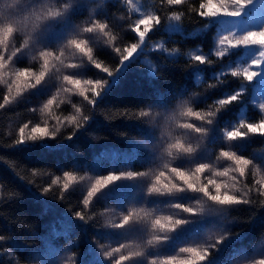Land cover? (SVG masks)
Returning <instances> with one entry per match:
<instances>
[{
  "label": "trees",
  "instance_id": "obj_1",
  "mask_svg": "<svg viewBox=\"0 0 264 264\" xmlns=\"http://www.w3.org/2000/svg\"><path fill=\"white\" fill-rule=\"evenodd\" d=\"M143 1L151 4L155 15L161 18V25L148 34L144 53L134 56V61L119 78L118 84L105 97L98 98L95 107L86 100L79 102L80 115H90V120L83 128L75 130L72 140L66 139L74 131L73 126L67 123L59 126L60 131L55 139L19 145L15 143L20 135L19 129L25 124H28L26 134L36 124L44 127L46 123L49 131H53L58 127L52 123L57 121V115L68 116L73 111L70 104L57 102L50 105V110H43L46 95L51 90L44 87H56L57 81L48 86L41 85L35 90L22 89V94L15 99L14 90L9 97L11 102L0 108V236L4 237L0 241V264H81L84 260L88 264H115L119 255L147 249L146 239L153 235H168L171 238L166 244L158 246L163 253L178 254L181 258H186L189 254L179 253L180 247L202 249L206 242L212 243L222 234L233 241L226 246L218 245V250L210 253V258L215 257L212 264H217V261L237 264L243 251L256 255L257 250L252 248L264 243V195L258 191L262 186L257 184L260 179L252 167L264 169V136L249 134L242 141H227L223 137L226 131L232 130L234 126L238 127L241 120L245 123H258L260 119H264L253 99V85L243 77L231 75V71L237 68L240 53L215 56L218 25L209 24L204 28L207 21L192 11L193 8H198L202 0H185L181 5H168L166 0ZM64 2L67 0H52L44 5L45 8L55 9ZM173 13L182 17V33H169L166 30L169 23L167 17ZM94 20L107 23L109 28L106 31L115 40L107 43L108 37L98 34L90 40L88 46L93 48V57L97 62L114 70L119 60L114 48L119 46L123 49L138 42L137 35L132 31L137 19L124 0H94L92 7L83 9L81 14H71V27L62 23L56 26L53 23L48 31H67L68 38L85 39L88 34L78 32L83 26L91 25ZM25 38L26 34L20 33L13 38L12 43L20 46ZM161 43L169 52L176 50L174 54L178 58L170 59L167 53L155 47ZM57 47L59 45L52 43L38 44L27 49V55L17 62V66L30 67L37 73L42 70L39 51L52 52ZM11 50L10 48L9 51ZM193 53H203L209 57L211 64L199 65L189 58ZM145 61H150L151 65ZM152 65L155 66V75L152 73ZM196 67L201 69L199 79L193 71ZM82 71L91 78L106 76L91 64ZM236 91H241L242 102H234L226 109L214 103ZM5 95H8L7 87L0 84V104ZM91 95L90 93V98ZM158 99L167 100L168 108L187 100L194 105L195 110L205 113L220 108L218 116L213 118L214 126H209L213 131L208 137L191 133L193 141L190 143L197 150V160L213 165L212 171L201 175L200 182L223 178L217 177L215 171L234 167L232 161L220 157L221 151H235L237 155L253 161L251 167L245 168V175L238 176L240 191L235 192L237 196L244 198V192L248 191L246 198L251 202L232 206L226 212H218L214 219H209L212 222L198 236H194L186 227L187 231L180 232L179 235L175 232L150 230L149 221L140 211L141 206H146L157 213V218L162 223H166L163 218L167 216L174 219L189 216L169 206L171 202H181L194 209L197 214L192 216V220L200 222V208L208 207L207 198L201 194L188 193L177 197L178 200L175 201L170 197L147 194L151 180L163 170L158 154L167 147L169 136L174 137L181 131L188 132L175 123L168 127L160 118L154 120L150 116H139L140 111H146ZM157 110L164 111L158 107ZM191 123L197 126L201 124L195 118L191 119ZM146 129L152 130L156 144L149 143L148 153L133 152V140L144 139ZM42 143L51 147H42ZM165 162L170 166L179 163L170 158H166ZM66 171L72 172L75 180L64 190L63 184L68 182L63 175ZM128 171H144L148 173V177L132 181L130 179L129 182L128 179L123 180L119 185H116L118 181H114L107 187H102L91 198L90 203L84 205L87 192L97 179L113 172L120 175ZM57 178L59 182L52 183ZM161 182L167 183V180L162 178ZM49 187L50 191H43ZM113 189L117 191L112 192ZM209 191L213 192L211 186ZM76 212L83 213L85 220H79L75 216ZM129 214H133V220L134 217L141 219L122 229L113 227ZM206 218L208 217H204ZM67 225H71L70 229L66 228ZM177 227L179 231V226ZM120 244L126 245L120 253H115L110 259L103 255ZM93 248L95 251H90ZM151 258L154 257L150 255L149 259ZM123 264H148V261L134 257L123 261ZM198 264L206 262L198 261Z\"/></svg>",
  "mask_w": 264,
  "mask_h": 264
},
{
  "label": "snow or ice",
  "instance_id": "obj_2",
  "mask_svg": "<svg viewBox=\"0 0 264 264\" xmlns=\"http://www.w3.org/2000/svg\"><path fill=\"white\" fill-rule=\"evenodd\" d=\"M94 0H67V2L61 3L55 9L47 7L45 9L44 0H0V84H4L7 87L8 95L3 97V103L0 104V108L9 104L11 101L9 97L12 96L15 90V99L22 94V89H35L38 85H41L45 80L46 75L49 72V57L53 55L52 52L47 50L39 51L38 55L42 59L41 69L38 73L34 72L30 67H18L17 62L20 61L27 52L25 50L31 49L38 44L50 45L57 41L67 40L65 47L73 49L74 53H78L81 57L79 63H68L64 65L65 68L73 69L67 75L62 76V80L68 85L74 86L77 90V94L84 98L89 105L95 107L98 103V98L105 97L112 87L118 84L119 78L124 74L131 63L134 61L133 54H143L145 49L142 47L146 43V37L153 30V28L161 25V18L159 15L148 14L135 21V25L132 29L138 37V42L131 43L125 46L123 49L119 46L114 48L116 54L119 55L118 66L114 70H110L108 67L103 66L97 62L93 57V48L89 47L90 40H93L98 34L108 37L107 43L115 40V37L111 35L106 29L109 28L107 23H100L98 20H94L91 26L83 28V33L88 34L87 38H72L67 39V31L62 33L49 32L53 23H62L66 27H71L70 19L71 14H81L82 10L88 7H92ZM129 4L132 0H127ZM168 5H181L185 3V0H166ZM257 4V0H202L199 3L198 8H193L192 11L204 18V28H207L209 24L215 26L219 25V31L215 43L218 50L215 51V56L224 57L229 49H250L258 47V57L251 59V63L248 66L237 67L231 71L233 77H243L245 81L253 82L256 78L264 76V4H261V12L259 15L254 13L252 9ZM248 17L249 23L259 22L260 27L257 29H246L240 34H237L239 28V20H243ZM182 17L178 13H173L170 17H167L169 21L167 31L169 33H182L180 25ZM175 22V23H173ZM44 25V27H41ZM141 26L143 30H141ZM74 30V29H73ZM200 31H203L201 29ZM20 33H25L26 37L20 46H15L12 43L14 37L19 36ZM160 50H163L168 54L170 59H177L178 55L173 52H169L161 43L155 46ZM12 49L9 51V49ZM63 52H61V56ZM83 57L87 58V61L99 69L102 73L106 74L105 77L93 79H80L82 72L80 71L85 67ZM36 57H32L35 59ZM191 60L198 62L199 65L211 64L209 57L200 54H191L189 56ZM56 60L63 64L60 57H56ZM151 65L150 61H145ZM255 66L258 71L251 70ZM152 73L155 75V66L152 65ZM59 71V69H57ZM194 73L199 79L201 69L196 67L193 69ZM216 74H214L215 76ZM222 75V73L220 74ZM34 81V82H33ZM72 88H67L65 91L71 92ZM91 92V98L88 93ZM55 101V97L49 100L44 105L43 110H49L50 105ZM234 102H242L241 91L226 94V98L219 99L214 103L224 107L232 105ZM75 107V105H73ZM151 107H158L164 111L157 113L161 120L165 121L166 126L170 127L172 122L176 119L175 115H169L168 113V101L165 99H158L155 105L150 106L149 111H140V117H149L152 115ZM261 109H264V104L260 105ZM76 113L80 114V108H75ZM220 108L215 111H209L206 113V117L202 116L199 112H193L191 108L187 111H181L180 116H195L197 120L204 121L208 126L213 125L214 117L218 116ZM59 124V118H56ZM66 119L73 126L74 131L66 136V139L72 140L75 136V130H79L84 127L90 120V115L81 114L78 118L77 115L66 117ZM83 121V123L81 122ZM188 132L199 134L201 137H208L212 128L207 126H197L194 123H184L180 125ZM28 128V124H25L19 129V138L15 141L17 145L25 144L27 142H40L46 139H55L56 134L60 131L59 127H56L53 131H49L47 124L41 127L40 124H36L31 128L30 133L26 134L25 129ZM243 129V131L241 130ZM249 134H259L264 136V119H260L258 123H245L240 121L239 126H234L232 130H228L223 134V137L227 141H242L246 139ZM144 139L133 140L132 150L135 153H148L149 143L153 145L156 141L153 137L152 130L146 129L143 133ZM42 147H51L47 143H42ZM162 146V145H161ZM197 150L192 147L191 144L185 146L180 141L170 142L163 152L158 154V159L162 161V169L155 175L154 180H151L150 186L147 188V194L149 196L157 197H170L173 201L178 200L177 197L185 196L188 193L201 194L211 202L207 208L201 207L199 214L201 217L200 222L204 221V217H210L215 213L224 211L232 206L239 204H249L251 201L247 199L248 191L244 192V198L235 194H230L227 190L228 185L222 182H218L215 179H208L207 183L200 182V177L206 171H212L213 165L208 162H200L197 160ZM220 157L232 161L234 167L225 168L223 171H215L217 177H225L229 175V172H236L241 177L245 175V168L248 165L253 164L251 159H246L243 155H237L235 151H221ZM166 158H170L172 161H179L176 166H170L168 162H165ZM219 159V157L217 158ZM194 165V167H192ZM187 167V170L185 168ZM64 177L68 181L63 184V189L69 188V183L75 180L72 172H64ZM148 177V173L144 171H128L122 172L117 175L115 172L97 179L92 185L91 189L87 192V198L84 199V205L90 203L91 198L100 191L102 187H107L114 181L121 179H132ZM165 178L167 183H162L161 179ZM232 181H236V176L231 177ZM59 178L52 183H58ZM262 187L258 189L261 195H264V180L257 181ZM209 186L214 189V193L209 191ZM44 192L50 191L49 188L43 189ZM117 189H113L112 192H116ZM112 193H106L109 195ZM171 207L181 210L183 213H188L189 216L179 219H173L172 216L164 217L163 220L166 223H162L160 218H156L151 221L150 230L159 232H175L178 235L180 232L187 231L184 226L193 223L192 216L197 213L192 207L185 206L181 202H171ZM147 213H145V216ZM75 216L84 221V214L76 212ZM133 214L125 215L121 223L113 225L116 228H124L132 221ZM138 222V221H137ZM179 226V231L178 227ZM71 225H67L66 228L70 229ZM148 229H145L147 231ZM4 239L0 236V241ZM168 235H153L150 239H146L148 246L144 251H137L129 253L127 255H119L115 260V264H123V261L133 259L134 257L147 260L148 264H198V261H205L206 264H212L215 257L210 258V253L213 250H218V245L226 246L231 244L232 238L226 237L223 234L219 239H214V242L207 243L202 249L197 247H180L179 253L189 254L186 258H181L178 254H165L161 251L160 247L170 241ZM227 240V243L225 241ZM126 247L125 244H120L119 247L113 248L112 251L104 252L103 255L106 258H112L115 253H120L122 249ZM151 250V251H149ZM90 251H95L91 249ZM152 255L154 258L149 259ZM23 264V262H22ZM81 264H88L87 260L81 261ZM217 264H224L223 261H217ZM249 264H264V258L249 261Z\"/></svg>",
  "mask_w": 264,
  "mask_h": 264
},
{
  "label": "rangeland",
  "instance_id": "obj_3",
  "mask_svg": "<svg viewBox=\"0 0 264 264\" xmlns=\"http://www.w3.org/2000/svg\"><path fill=\"white\" fill-rule=\"evenodd\" d=\"M51 1L52 0H44V3H49ZM124 1L132 9V11L134 12L137 20L140 19V18H143V16L148 15V14L155 15V12H154L151 4H149L146 1H143V0H132L131 4H129L127 2V0H124ZM261 4H264V0H257V4L252 9V11L254 13H256L257 15H259L260 12H261ZM236 19L239 22V28L237 29V34L242 33L246 29H257V28L260 27V23L258 21L249 23L248 17H245L243 20H239L238 18H236ZM173 23H175V22H173ZM57 24L58 23H56V26H57ZM88 26H91V25H88ZM88 26H83V28L88 27ZM143 27L144 26H141V30H143ZM218 27L220 28L219 25H218ZM83 28H81L78 33H82L83 32L82 31ZM72 38H75V37H70V38L67 37V39H72ZM55 43L57 45H59V47L54 48V50L52 51L53 55L51 57H49V72L46 75L45 80L42 81L41 85L48 86L50 84H53L54 81H57V86L56 87H44L45 89L46 88L47 89H51V90L48 91V94L46 95L45 104H47L49 100H51V99H53V97H55V101L54 102H57L59 104L68 103V104L71 105V107L73 109V111L68 116L57 115V117L59 118V124H58L57 121H53L52 123H55L59 127L62 124L64 125V124L70 123L66 119V117H69V116H72V115H77L78 118H79L80 114L76 113L75 108L76 107L79 108V106H78L80 104L79 102L83 101L84 98L77 94V90L74 88V86L68 85L66 82H64L62 80V76L63 75H67L70 72L74 71L73 69L65 68L64 65H66L68 63H79L81 61L80 55L78 53H74L73 49H71L70 47H65V44L67 43V40H61V41H57ZM150 45L153 46L152 43ZM145 46H146V43L142 47L145 48ZM216 50H218L217 45H216ZM61 52H63L62 56H61ZM258 52H259L258 47H253V48H250V49H244V48L229 49V51L227 53H235V54H239L240 53L239 54L240 57H238L236 65H237V67H241V66L246 67V66H248V64L251 63V59L258 57ZM136 55H137V53H134L133 57L136 56ZM56 57H60V60L63 61V64H61L59 61H57ZM83 62H84L85 66L90 64L87 61L86 57H83ZM57 69H59V71H57ZM82 69L80 70L82 72V75L80 77H78V78H80L82 80L83 79H93V80L97 79V78H91L90 76H86L83 73ZM251 70L258 71L259 69H257L255 66H253ZM101 77L102 76H99L98 78H101ZM250 83L254 87V96H253L254 98L253 99L255 100V104H256L257 108L262 111V114L264 116V109L260 108V105L264 104V76L256 78L253 82H250ZM41 85H38L37 88H40ZM37 88H35V89H37ZM67 88H72L73 90L71 92L65 91V89H67ZM29 89H31V88H29ZM35 89H32V90H35ZM90 93L91 92H89L88 95ZM73 105H75V107H73ZM189 108H191L194 113L195 112H199L202 116L206 117V113L207 112L205 113V112H201V111L195 110L194 105L191 104L190 101L187 100V101H184V102L178 104L177 106L168 108L169 115H175L176 116V119H175V121L172 122L171 126H174V123H175V125L180 127V125H183L184 123H191V119L192 118L197 119L194 115L193 116H180L179 115V113L181 111H185L186 112L187 109H189ZM149 110H150V108L147 109L146 111H149ZM151 112H152V115L150 117H152V119L157 120V119L160 118L157 115V113H161V111H158L157 107H154V108L151 107ZM197 121L199 123H201V124H199L200 126L209 127L208 125H206L204 123V121H200V120H197ZM213 126H214V123H213ZM180 128H182V127H180ZM173 140H176V141L178 140V141L184 143L185 146H186V144L187 145L191 144L190 142L193 141V138H192L190 132H185L184 133V131H181L178 135H175L174 137L172 135H170L169 136V141L168 140L167 141H168V143L175 142ZM185 141H188V143H185ZM251 166L252 165H248V166H246V168L247 167H251ZM252 167L258 173L259 179L260 180H264V169H260L259 168L257 170L254 166H252ZM232 176H236V181H232L231 180ZM238 176H239V174L236 173V172H229L228 176H225L223 178H217L215 180H217L218 182H222V183H225V184L228 185V188L227 189H222V191L227 190L230 194H235L236 195L235 192L240 191L239 190V184H238V180H239ZM134 179L135 178H132L131 181L134 180ZM123 180H127V179L119 180L118 182H116V185L121 184ZM129 181H130V179H128V182ZM234 183H235V188H234ZM213 193H214V189H213ZM140 202H138V203H140ZM206 204H207V206H209V204H211V202L208 201ZM140 211H141L142 215L145 217V219L147 221H149L150 225H151V221H153L154 219L157 218V213H154V211L152 209H150V208H148L146 206H144V207L141 206V210ZM145 213H147L146 216H145ZM187 215H189V214L187 213ZM216 215H217V213H215L214 215L204 219V221H202V222L193 221L192 224L184 226V227L188 228L189 231L191 230L193 232L194 236H198L199 233L202 232V230L205 227H207V225L209 223L212 222L209 219H211V220L214 219V217ZM134 219L135 220H133V218H132V221L129 222L128 226H130L131 223L133 224V221H137L138 219L140 220L141 217H139V218L138 217H134ZM199 219L201 220V218H199ZM252 249L255 250V251L257 250L256 253L258 255L257 254L256 255L247 254V251H243L242 255L240 256L241 259L238 260L237 264H249V261L264 258V243H260L259 246L253 247ZM247 258H249V259H247Z\"/></svg>",
  "mask_w": 264,
  "mask_h": 264
}]
</instances>
